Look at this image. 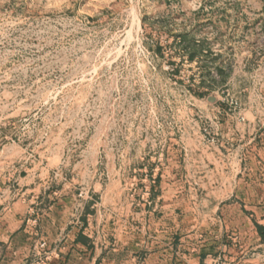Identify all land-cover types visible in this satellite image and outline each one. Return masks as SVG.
I'll list each match as a JSON object with an SVG mask.
<instances>
[{
	"label": "rangeland",
	"instance_id": "rangeland-1",
	"mask_svg": "<svg viewBox=\"0 0 264 264\" xmlns=\"http://www.w3.org/2000/svg\"><path fill=\"white\" fill-rule=\"evenodd\" d=\"M234 199L262 264L264 0H0V215L220 251Z\"/></svg>",
	"mask_w": 264,
	"mask_h": 264
},
{
	"label": "crops",
	"instance_id": "crops-1",
	"mask_svg": "<svg viewBox=\"0 0 264 264\" xmlns=\"http://www.w3.org/2000/svg\"><path fill=\"white\" fill-rule=\"evenodd\" d=\"M54 205L49 206L38 218V225H32L34 222L29 221L27 215L11 209L1 212L0 264L29 263L31 248L38 238L46 240L49 247L57 252V257L50 264H208L211 259L206 258L214 254L224 257L227 261L225 264H260L245 257L257 246L242 245L247 234L242 231L241 224L251 220L244 218L237 199L220 203L217 217L222 233L226 232L230 224H238L242 242L239 245L227 243L220 251L202 248L197 243L183 245L184 238H180L177 233L171 238L160 235L163 239L161 245L149 249L148 237L140 229L138 237L133 238L129 232L125 234L124 230L112 231L110 223L101 222L97 225L89 213L73 221L61 220L59 206H56L59 203L54 202ZM255 237L257 242H262L259 233ZM193 245H197L196 252V246ZM230 254L234 256L230 257Z\"/></svg>",
	"mask_w": 264,
	"mask_h": 264
},
{
	"label": "built area",
	"instance_id": "built-area-1",
	"mask_svg": "<svg viewBox=\"0 0 264 264\" xmlns=\"http://www.w3.org/2000/svg\"><path fill=\"white\" fill-rule=\"evenodd\" d=\"M56 254L46 241H41L35 247V252L32 254V259L28 264H49L57 257Z\"/></svg>",
	"mask_w": 264,
	"mask_h": 264
},
{
	"label": "trees",
	"instance_id": "trees-1",
	"mask_svg": "<svg viewBox=\"0 0 264 264\" xmlns=\"http://www.w3.org/2000/svg\"><path fill=\"white\" fill-rule=\"evenodd\" d=\"M192 56H193V54L190 55V57H192ZM258 230L262 234V236L264 237V226H261V227L259 226Z\"/></svg>",
	"mask_w": 264,
	"mask_h": 264
}]
</instances>
